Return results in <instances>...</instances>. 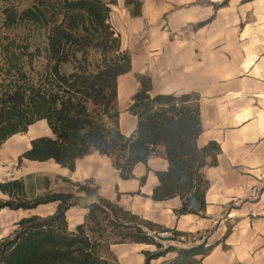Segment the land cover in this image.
Here are the masks:
<instances>
[{
	"label": "crops",
	"instance_id": "1",
	"mask_svg": "<svg viewBox=\"0 0 264 264\" xmlns=\"http://www.w3.org/2000/svg\"><path fill=\"white\" fill-rule=\"evenodd\" d=\"M104 1L121 50L131 55V71L118 76L120 132L129 137L138 127L137 115L129 110L141 87L137 74L151 77L152 96H198L203 128L197 145L216 142L220 147L216 162L209 156L202 169L209 181L204 214L183 212L179 196L153 198L158 172L169 167L164 154L137 163L131 178H123L113 159L98 150L77 158L73 169L54 159L19 163L32 139L53 136L45 119L0 143V181L21 180L25 198L32 200L54 193L84 195L75 183L93 180L104 198L145 220L208 234L206 245L212 250L202 264H264V0H141V7L128 0ZM8 197L0 191V198ZM58 205L2 208L0 241L15 232L21 219L51 215ZM87 214V208L71 206L69 230L75 231ZM155 248L127 242L112 243L109 250L121 264H146L144 250ZM176 255L170 252L151 264Z\"/></svg>",
	"mask_w": 264,
	"mask_h": 264
},
{
	"label": "trees",
	"instance_id": "2",
	"mask_svg": "<svg viewBox=\"0 0 264 264\" xmlns=\"http://www.w3.org/2000/svg\"><path fill=\"white\" fill-rule=\"evenodd\" d=\"M32 1L31 7L11 11L5 25L11 27L23 21L48 25L53 16L62 13L64 21L52 28L49 39L55 64L32 83L24 71L23 58L28 56L30 60L28 48L17 51L13 43L2 48L8 65L0 70L11 81L0 88V143L14 134L27 132L31 124L45 119L53 136L32 139L31 148L19 157L20 163L23 159H54L73 169L77 158L98 150L113 159L123 178H131L137 163H147L151 156L164 154L169 167L158 172L160 184L153 198L179 196L183 212L203 215L209 181L202 169L209 156L212 163L216 162L220 147L216 142L205 147L197 145L203 128L198 96L192 93L152 96L151 77L137 74L141 87L129 110L137 115L139 123L135 133L123 135L118 122V76L131 71V55L121 50V38L109 22L108 3ZM131 3L141 7V0L127 1ZM139 11L135 14H140ZM93 50L103 55L102 61L95 65L90 61ZM40 53L38 49L37 54ZM70 62H75V67L63 73L62 65ZM75 185L84 195L54 193L28 200L21 180L0 181V191L9 196L0 198V210L29 209L59 201L55 213L21 219L15 232L0 241V264H121L109 247L112 243L127 242L156 247L144 250L146 264L173 251L177 252L176 257L162 264H202V257L212 250V246L206 245L208 234L197 236L145 220L104 198L93 180ZM71 206L88 209L85 222L75 231L68 228L67 210ZM165 232L170 235H159ZM198 240L201 242L197 243ZM170 241H193V244L178 247Z\"/></svg>",
	"mask_w": 264,
	"mask_h": 264
},
{
	"label": "rangeland",
	"instance_id": "3",
	"mask_svg": "<svg viewBox=\"0 0 264 264\" xmlns=\"http://www.w3.org/2000/svg\"><path fill=\"white\" fill-rule=\"evenodd\" d=\"M32 4V0H0V67L5 68L8 65L6 54L1 53L3 47H6L9 43H13L12 47L17 51L22 47H27V51L30 53V60L28 56L23 58L25 62L24 71H26L28 79L32 83H36L41 78L43 72L47 69H51L55 64V58L49 45V39L52 28L56 24L61 25L64 18L63 14L60 13L58 16H53L52 22L48 25H39L31 21L17 22L11 27L5 25V18L11 11L19 12L24 8L31 7ZM38 49L41 51L40 54H37ZM102 58L103 55L99 51H91L90 61L94 65L101 62ZM75 65V62L64 64L61 70L63 73H69L73 70ZM14 77H17V75L14 74ZM10 81L11 77L7 76L4 70H0V88L8 86ZM106 223L107 221L104 222V224ZM96 235L98 236L100 234L97 233ZM174 258L175 257L170 259L172 260Z\"/></svg>",
	"mask_w": 264,
	"mask_h": 264
},
{
	"label": "built area",
	"instance_id": "4",
	"mask_svg": "<svg viewBox=\"0 0 264 264\" xmlns=\"http://www.w3.org/2000/svg\"><path fill=\"white\" fill-rule=\"evenodd\" d=\"M159 235H160V236H167V235H170V233H168V232H165V233H159ZM164 243L167 244L168 242H167V241H164ZM169 243H170V244H174V245L178 244L176 241H170Z\"/></svg>",
	"mask_w": 264,
	"mask_h": 264
}]
</instances>
